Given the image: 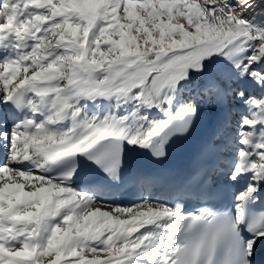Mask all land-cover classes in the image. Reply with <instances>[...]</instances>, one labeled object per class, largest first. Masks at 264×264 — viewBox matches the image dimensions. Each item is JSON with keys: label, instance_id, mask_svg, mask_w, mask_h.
I'll list each match as a JSON object with an SVG mask.
<instances>
[{"label": "snow or ice", "instance_id": "obj_1", "mask_svg": "<svg viewBox=\"0 0 264 264\" xmlns=\"http://www.w3.org/2000/svg\"><path fill=\"white\" fill-rule=\"evenodd\" d=\"M257 2L0 0V104L17 111L28 107L33 117L47 108L43 120L28 117L0 131L8 140L7 159L0 163V264H137L145 257L148 264H259L264 212L248 222L246 205L264 183V91L253 94L246 84L264 90V71L256 67L264 61V28L243 18V10ZM243 53L249 54L237 59ZM214 56L238 75L208 67L205 61ZM190 73L203 77L196 100L227 105L235 93L247 108L237 133L242 147L228 179L251 175L231 215L217 220L206 208L185 215L179 206L147 199L106 204L64 180L38 174L44 164L67 163L76 154L118 170L124 141L155 146L152 154L163 157L170 135L182 136L191 126L189 119L165 134L173 121L197 114L194 99L170 110L172 93ZM98 98L134 101L132 115L140 123L129 125L128 116L115 112L103 119L81 117L79 100ZM141 108L163 111L166 119L137 116ZM65 120L70 121L65 130L49 128ZM223 120L218 136L230 125V111ZM211 151L208 145L205 154ZM34 157L40 158L36 171L12 166ZM206 170L210 182L219 168L212 162L192 179ZM174 220H188L191 235L149 256L160 247L159 233L141 230L174 229Z\"/></svg>", "mask_w": 264, "mask_h": 264}, {"label": "rangeland", "instance_id": "obj_2", "mask_svg": "<svg viewBox=\"0 0 264 264\" xmlns=\"http://www.w3.org/2000/svg\"><path fill=\"white\" fill-rule=\"evenodd\" d=\"M229 3L234 5L230 0H229ZM251 23L256 25V26H258V27H260V28H264V9L258 13L256 18L253 19V21ZM248 54L249 53H243L241 55V57H237V59L242 60V57L244 55H248ZM243 62H246V61H243ZM205 63L210 68H214V69L227 68V69L232 71V74L234 76L238 75L237 71L235 69H232L231 64H229L228 61L224 60L220 56H214V57H212V59L210 61H205ZM256 67H257L258 70L264 71V61H262L261 64L256 65ZM202 80H203V77L200 74H198V73H190L189 74V79L187 81H181L178 84L181 87L180 86L178 87V85H177V87L179 89H181L180 91H182V89H183V91L189 90V93H190L191 90L194 91L198 87V86L195 87L194 85L195 84L199 85L202 82ZM241 82H242V80H238L237 81V83H241ZM246 86L248 87V90L250 92H252L253 94H261V92L264 91V90H262L260 88H257L254 85V83H252L251 81H248ZM70 102L71 103H75L74 100L70 101ZM103 102H104V104H103ZM101 103L103 104V106H102ZM87 104H89V105H87ZM125 104H126V106H125L124 109L120 108L121 110H117V112H115L114 107H118L119 108L120 105H125ZM100 105H101V107H100ZM203 105H204V107H203ZM210 105L211 104L206 103V102L203 101V104L201 106L203 107L204 110H208L207 108H209ZM212 105L215 106L217 112L219 111L217 114L221 117V120H222V122L220 123L221 127H218V129H221L223 127V124H224V120H223L224 112H226L227 110L231 112L230 125L227 128H224V131L222 133V137L225 138V137H230L231 136V137H233V140L235 141L234 143H230V142L229 143L226 142V144L224 143V145L227 146L226 149L224 148V153H229L228 155H231V159L230 160L233 162V161H235L234 159H235L236 152L240 148V144L238 143L239 136L237 135V133L240 131L241 115L247 114V108H246V106L242 105V101L240 99L235 97V93H233V96L230 99L229 104L223 105V106L222 105H218V104H212ZM76 106L80 107L82 109L81 117H87V118L100 117L99 119H103L106 115H109V114L115 112V114L118 115V116H125L126 115V116H128V118H132L133 115L131 113L133 112V109H134V106H135V102L134 101L118 102L115 99H102V98H98V99H95V100H92V99H80L79 103ZM224 106H225V108H222ZM241 106L243 108H241ZM99 107L102 108V109L100 110ZM83 108H85V109H83ZM221 108H222V110H221ZM1 109L2 108L0 107V112L2 111ZM154 109L155 108H152V110H151L152 115L149 116V118H151V119H156L157 117L159 118V116H160V113H159L160 110H156V109L154 110ZM233 109H235V111H233ZM122 110L123 111L127 110V112L125 113V111H124V113L123 112L121 113L120 111H122ZM95 111L97 113H95ZM157 112L159 113V115H158ZM100 113H102V114L100 115ZM145 114H146L145 110L142 111L140 109L139 112L137 113V116H141V115H145ZM156 115H158V116H156ZM3 118H2V116L0 117V122H2V127H0V131H2L4 129H11V125L10 124L9 125L6 124V122L4 121ZM136 122L139 123L140 121L137 119ZM7 145H8L7 138H0V163H3L7 159ZM227 150H228V152H226ZM253 156H254V154H253ZM35 159H36V157L33 158L34 161H35ZM26 162H31V161H26ZM12 166L21 168V164H16V165H12ZM32 171H36V169H34ZM88 196L92 198V196L90 194ZM149 198H150V200H148ZM145 199H147L148 201H157L158 202V197H156L157 200H155L154 198H151V197L148 196L147 198H143V199L141 198V199L135 201L132 204L138 203V202H140L142 200H145ZM132 204H130V205H132ZM146 259H147V257H146ZM143 261H145V259ZM141 264H143V262Z\"/></svg>", "mask_w": 264, "mask_h": 264}, {"label": "bare ground", "instance_id": "obj_3", "mask_svg": "<svg viewBox=\"0 0 264 264\" xmlns=\"http://www.w3.org/2000/svg\"><path fill=\"white\" fill-rule=\"evenodd\" d=\"M234 5H236L237 4V0H230ZM264 9V0H258V2L253 6V7H251V8H248V9H245V10H243V18H245V19H247V20H249L250 22H252L253 21V19H255L256 18V16L258 15V13L260 12V11H262ZM241 83H243V81L241 82ZM180 85H178V87H179ZM195 87L196 86H199L198 84H195L194 85ZM178 87H176V90H175V92L174 93H172V95H173V106H172V108L170 109L172 112H176V109L178 108V106L182 103V102H184V101H186V100H188V99H194V102L196 103V107H197V112H199L200 110H202V104H203V100H196L195 99V90L194 91H192L191 90V92L189 93V90H185V91H183V89H182V91H180L181 89H179ZM181 87V86H180ZM194 87V88H195ZM90 102V101H89ZM91 104V103H90ZM102 104V103H101ZM103 104H104V102H103ZM103 104H102V106H103ZM210 104V103H209ZM229 104V103H228ZM87 105H89V104H87ZM243 105V104H242ZM4 105H2V104H0V107L2 108ZM125 106H126V104L125 105H120V107L118 108V107H114V110H115V112H117V110H121L120 108H125ZM223 106V105H222ZM244 106V105H243ZM100 107H101V105H100ZM99 107V109L101 110L102 108H100ZM203 107H204V105H203ZM129 108V107H128ZM207 108V107H206ZM222 108H225V106L224 107H222ZM222 108H221V110H222ZM241 108H243V107H241ZM240 108V109H241ZM83 109H85V108H83ZM104 109V108H103ZM106 109V108H105ZM156 109V108H155ZM154 109V110H155ZM208 110H203L202 111V115H203V117H204V120H205V122L206 123H209V125L211 126V127H213V132L214 133H216V135H213L214 133H211L212 134V136H213V140L215 139V138H219V136H217V132H216V130L218 129V127H221V125H220V123L222 122V120H221V117L217 114L218 112L216 111V108H215V106H213L212 104L210 105V107L209 108H207ZM1 110H3V108L1 109ZM151 110L152 109H150V112H151ZM157 110V109H156ZM125 111V113L127 112V110H124ZM124 111L122 110V111H120L121 113L123 112L124 113ZM132 111V110H131ZM228 111V110H227ZM19 112L20 111H13V109L11 110V109H8L6 112H5V114H2V111L0 112V114L2 115V117H4L3 119H4V121L6 122V124H10L11 125V127L13 126V124H15V123H17L18 121H22L23 119H24V117L23 118H21V116H20V114H19ZM46 112H47V108L45 109V111H43V109H42V107L40 108V114L38 115V118H40V120H43L44 119V115L46 114ZM102 112V111H101ZM221 112V111H220ZM29 114H31L32 116H33V114L29 111L28 112ZM133 113V112H132ZM131 113V114H132ZM158 113V112H157ZM156 113V114H157ZM160 113V116H159V118L157 117L156 119H152V120H163V119H166V116L164 115V112L163 111H160L159 112ZM222 113V112H221ZM225 113V112H224ZM7 114V115H6ZM92 114V113H91ZM102 113H100V115H101ZM7 116V119H5V117ZM118 116V115H117ZM1 117V116H0ZM26 117H29L28 115L26 116ZM132 117V116H131ZM149 117V116H148ZM98 119L100 118V117H97ZM220 118V119H219ZM33 119H36L37 121L39 120V119H37V118H33ZM149 119H151V118H149ZM137 118L135 117V116H133L132 118H128V120H127V123L129 124V125H132V126H134L135 124H138L137 122ZM69 123H70V121L69 120H66V125H65V127L63 128V130H65V128H67L68 126H69ZM140 123V122H139ZM49 128L51 129V130H53V131H56V132H61V131H63L62 130V127L60 128L59 126H58V124H56V125H54V126H52V125H50L49 126ZM230 130V129H229ZM229 135V134H228ZM217 148H218V146H217ZM216 150V149H215ZM40 160V158H38V157H36V159H35V161L34 162H25L24 164H26L27 165V163H34L35 165H36V162H38ZM47 165L48 164H44V167H47ZM34 169H36V167L34 168ZM226 169V168H225ZM263 185H264V183H263ZM72 188V187H71ZM74 190H76V189H74ZM152 190V189H151ZM150 190V192H152ZM77 192H81L80 190H76ZM81 193H83V192H81ZM153 194L155 193V192H152ZM93 199L95 200V201H97V202H103V203H106V204H110V203H107V202H105V200H103V199H101V197H99V196H97L96 194H94L93 193ZM97 199V200H96ZM157 200V199H156ZM158 202L159 203H161V204H166L165 203V201L162 199H160V198H158ZM113 205H119V204H114L113 203ZM121 206H128V205H122V204H120ZM57 219H59V217L57 218ZM53 222H55V221H53ZM142 232H144V231H153V232H157V233H159V244H160V247H158V248H155V249H152V250H149V256H154V255H161V254H163V251H164V248H163V245L165 244V243H167L168 245H170L165 239H163L164 237H166V235L163 233V231H161L159 228H157L156 226H151V227H149V228H146V229H142L141 230ZM145 259V261H143V260ZM142 259H138L137 260V264H141L142 262H143V264H148V258L146 259V257L145 258H142Z\"/></svg>", "mask_w": 264, "mask_h": 264}]
</instances>
